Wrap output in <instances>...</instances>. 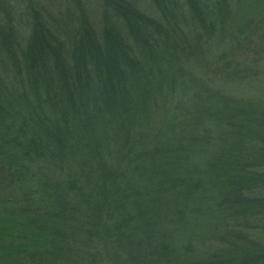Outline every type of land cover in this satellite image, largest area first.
I'll use <instances>...</instances> for the list:
<instances>
[{
    "label": "trees",
    "instance_id": "obj_1",
    "mask_svg": "<svg viewBox=\"0 0 264 264\" xmlns=\"http://www.w3.org/2000/svg\"><path fill=\"white\" fill-rule=\"evenodd\" d=\"M86 1L0 0V264H264V11Z\"/></svg>",
    "mask_w": 264,
    "mask_h": 264
},
{
    "label": "rangeland",
    "instance_id": "obj_2",
    "mask_svg": "<svg viewBox=\"0 0 264 264\" xmlns=\"http://www.w3.org/2000/svg\"><path fill=\"white\" fill-rule=\"evenodd\" d=\"M255 1L256 0H243L241 5L239 6V12L236 11V16L238 15V18L235 24H243L241 20L242 18H248L251 16V14L257 13L258 16L261 15V18L255 19L254 23L259 27L258 34L261 35L260 27L262 26L263 17L260 11H264V4L259 7L260 9L253 8ZM38 2H40L43 7H45L47 10H50V12L52 13H57L58 9L66 10V7H63L65 4H61L63 0H38ZM81 3L85 6L87 1L81 0ZM89 3V8L93 9L94 0H90ZM254 10H256L255 13ZM247 36L248 34L241 36L242 39L246 38L245 41L247 42L245 44L244 50L241 51V48H239L240 55L236 53V56L240 57L241 61H243L245 65H247L251 69L256 68V70H254V73L258 74V76L253 78L254 80L252 79V81L245 83L244 85L237 84L238 86H225V91L227 90L229 94L231 93V95L237 98H256L264 101V30L262 31L261 36H255L253 38H248ZM220 85L221 84H219L218 86Z\"/></svg>",
    "mask_w": 264,
    "mask_h": 264
}]
</instances>
